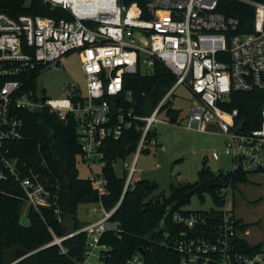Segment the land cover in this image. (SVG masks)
<instances>
[{
	"label": "built area",
	"instance_id": "obj_1",
	"mask_svg": "<svg viewBox=\"0 0 264 264\" xmlns=\"http://www.w3.org/2000/svg\"><path fill=\"white\" fill-rule=\"evenodd\" d=\"M43 1L52 9L69 10L73 18L12 16L0 9V181L12 178L21 186L27 210L52 208L61 219L59 179L35 166H21L17 157L10 156L9 145L25 135L23 111L48 109L63 123H76L77 161L90 168L101 194L107 192L103 170L108 165L109 141L136 129L140 133L136 149L123 159L124 194L142 171L141 155L152 147L166 148L157 142V126L172 123L176 114L181 120L183 111L171 105L180 85L189 88L195 99L185 127L208 132L209 125H215L225 139L223 152L233 161L231 171L264 173V99L259 118L232 106L237 103L233 95L239 93H261L264 98V2L240 0L254 7L255 20L252 32L237 33L239 21L219 10L221 0ZM71 55L80 58L85 83L67 86L64 102L56 105L38 80ZM158 62L174 74L175 83L155 100L152 114L139 113L127 78L153 74ZM212 156L221 159L217 151ZM96 164L101 174L93 172ZM122 199L109 211L102 207L100 219L63 236L54 234L46 246L58 245L68 253L63 242L84 232L83 258L75 264H96L90 261L92 256L97 264H108L111 246L101 239L106 232L121 237V223L112 216ZM171 217L184 228L172 237L166 233L163 241L179 255L173 264H264V249L247 250L241 244L243 219L233 209L176 211ZM126 264L151 263L138 249Z\"/></svg>",
	"mask_w": 264,
	"mask_h": 264
},
{
	"label": "trees",
	"instance_id": "obj_2",
	"mask_svg": "<svg viewBox=\"0 0 264 264\" xmlns=\"http://www.w3.org/2000/svg\"><path fill=\"white\" fill-rule=\"evenodd\" d=\"M0 9L12 16L25 13L73 18L69 10L61 7L52 9L43 0H32L30 6L25 5V0H0ZM219 10L226 17L238 19L237 33L253 31V6L240 0H221ZM175 80L174 74L163 63L158 62L153 74L130 75L126 86L132 89L131 101L137 111L142 113L141 108L150 94L153 93L155 100L159 101ZM35 85L34 80L32 86ZM233 98L237 99V103L233 102L232 106H238L247 115L259 118L264 99L261 93H239L235 97L233 95ZM21 116L24 118L25 135L22 140L9 145L10 156L17 157L21 166H35L59 179L61 219L52 208L31 207L27 212L26 222L22 218L25 201L21 186L12 178L0 181V264H75L77 259L83 258L86 233H79L63 242L68 253H62L58 245L46 244L53 240L54 234L63 236L67 229L83 227L78 219L81 204L101 203L109 211L121 198L123 199L112 216L113 220L121 223V237L113 232H106L101 239L102 243L111 246L112 255L106 256L107 263L126 264V259L142 248L151 264H173L179 259V255L164 245L163 241L166 233L172 237L184 228L173 222L172 213L189 212L183 207L190 203L191 197L197 194L202 199L206 191H210L219 204H225V197L220 195L218 189H236L239 184L249 181V174L242 171L230 170L214 175L204 168L200 171V182L173 186L169 196L163 192L156 194V185L143 179H137L123 194L125 178L116 175L114 162L135 151L140 133L132 128L121 139L109 141L108 165L103 170L107 192L101 194L93 179L79 176L77 156L80 144L75 122L63 123L48 109L41 112L23 111ZM257 125L256 122L252 127ZM152 136L149 135V138ZM2 168L0 157V169ZM213 181L223 182L226 187L209 188L208 184ZM204 211L214 213L217 210ZM240 222V230H247L249 224L247 226L243 220ZM240 242L247 250H263L261 245L252 246L244 238Z\"/></svg>",
	"mask_w": 264,
	"mask_h": 264
},
{
	"label": "rangeland",
	"instance_id": "obj_3",
	"mask_svg": "<svg viewBox=\"0 0 264 264\" xmlns=\"http://www.w3.org/2000/svg\"><path fill=\"white\" fill-rule=\"evenodd\" d=\"M31 2L32 0H25V5L30 6ZM84 83L80 58L76 55L69 56L60 68L46 70L38 80L39 88L45 90L46 96L56 105L64 102L67 86ZM192 104H195L193 93L186 86L180 85L173 95L171 105L174 109L183 111L181 120L178 123H163L157 126V142L164 145L165 150L152 147L149 153H143L140 157L138 165L142 171L136 178L155 184L156 194L163 192L169 196L173 186L200 182V171L204 168L214 175L233 169L231 157L223 152L225 139L215 131V125L210 124L208 132L185 127V116ZM214 151L220 153L219 161L213 158ZM156 163H159V166H156ZM94 168V173L101 174V166L96 164ZM77 169L80 178L93 177L90 168L81 160L77 161ZM114 170L117 176H124L123 159L119 158L114 162ZM248 177L249 181L239 184L236 189H218L220 195L225 197V204H219L211 192L206 191L202 199L197 194L193 195L190 203L183 209H233L247 226L249 224L247 230L241 231V236L250 245H261L264 249V173L250 174ZM27 209V206H24L23 220H26ZM101 209V203L81 204L78 211L79 224L85 226L103 217ZM90 261L98 263L95 256H92Z\"/></svg>",
	"mask_w": 264,
	"mask_h": 264
},
{
	"label": "water",
	"instance_id": "obj_4",
	"mask_svg": "<svg viewBox=\"0 0 264 264\" xmlns=\"http://www.w3.org/2000/svg\"><path fill=\"white\" fill-rule=\"evenodd\" d=\"M154 104H155V96L152 93V94H150V96H149L148 101L146 102V104H144V106L142 107V112L145 113L146 115L152 114L153 109H154ZM116 108H117V102L116 103H113V109H114V111H116ZM171 119H172V122L177 123L178 122V119H179V115L176 114ZM208 186H209V188L216 187V186L226 187V184H224L223 182H220V181H213V182H210L208 184ZM73 230H74V228L67 229L66 230V233H70ZM139 251L143 252V249L140 248Z\"/></svg>",
	"mask_w": 264,
	"mask_h": 264
},
{
	"label": "crops",
	"instance_id": "obj_5",
	"mask_svg": "<svg viewBox=\"0 0 264 264\" xmlns=\"http://www.w3.org/2000/svg\"><path fill=\"white\" fill-rule=\"evenodd\" d=\"M215 131H217V130H215ZM218 132V131H217ZM219 133V132H218Z\"/></svg>",
	"mask_w": 264,
	"mask_h": 264
}]
</instances>
